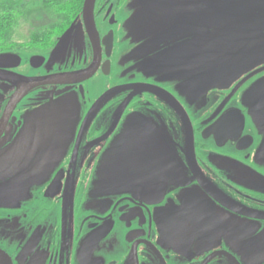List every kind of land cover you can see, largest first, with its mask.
<instances>
[{
	"label": "flooded vegetation",
	"instance_id": "af4514ba",
	"mask_svg": "<svg viewBox=\"0 0 264 264\" xmlns=\"http://www.w3.org/2000/svg\"><path fill=\"white\" fill-rule=\"evenodd\" d=\"M32 1L33 31L0 46L15 56L0 61V264H264V133L246 100L264 61L205 93L172 78L204 4L235 0H165L163 22L140 23L138 0H96L94 28L84 0ZM63 98L65 116H38ZM130 119L114 182L106 155Z\"/></svg>",
	"mask_w": 264,
	"mask_h": 264
},
{
	"label": "water",
	"instance_id": "95a60500",
	"mask_svg": "<svg viewBox=\"0 0 264 264\" xmlns=\"http://www.w3.org/2000/svg\"><path fill=\"white\" fill-rule=\"evenodd\" d=\"M95 1L84 0L83 3L82 16L87 28H94L93 11ZM225 3L228 5L227 2ZM228 3L229 5L232 4L231 1ZM137 4L140 9L136 11L131 22H148L151 20L152 14L155 16L158 14L160 22L164 21L162 10L165 0H138ZM211 4V2H208L203 6L202 26L198 25V27L191 29L193 33L198 32L201 37L198 38L197 43H195V40L186 42V59L184 65L180 66H186L187 73L172 76V78H187L186 87L188 89L194 88L201 93H205L212 88H222L232 83L242 74L243 70L264 61V57L261 56L264 52V0H250V2L248 0H235L234 10H232V7L229 10L227 8L225 10L213 9ZM247 7H250L249 11L245 10ZM231 17L233 23L227 26ZM216 20H218L217 25H214ZM145 27V29H148L147 25ZM71 31L72 28L61 37L58 46L68 39ZM195 47L198 49V54L195 56V52H193L190 55V49H195ZM231 52L236 54L234 57L228 58ZM244 55L245 57H243ZM9 58L14 59L15 56L1 55L0 61ZM165 59L166 55H162L160 61ZM170 59H173V57L170 56ZM178 65L179 61L172 63L170 68L173 69ZM246 100L250 101L249 115L256 128L260 134L264 133V79L247 92ZM71 107L70 99L63 98L58 103L49 106L44 113L38 116L44 118L62 117ZM45 123L52 125L54 122L52 123L50 120ZM134 124L133 119L128 121L125 131L117 138L106 155L104 172L107 175H112L114 182L117 181L116 174L122 173L123 177L128 174L126 166L131 165V150H133V147L128 146V144H131L134 140V131L132 130ZM119 159L122 160V168H118ZM257 159L264 161V139L259 146ZM121 189L127 192L137 190V188L129 185L122 186ZM163 191L164 189L161 193ZM167 224L166 219H159V231L164 239L167 236L165 228L167 227L168 230Z\"/></svg>",
	"mask_w": 264,
	"mask_h": 264
},
{
	"label": "trees",
	"instance_id": "16d2710c",
	"mask_svg": "<svg viewBox=\"0 0 264 264\" xmlns=\"http://www.w3.org/2000/svg\"><path fill=\"white\" fill-rule=\"evenodd\" d=\"M22 4L24 3L0 2V46L4 44L5 38L14 36Z\"/></svg>",
	"mask_w": 264,
	"mask_h": 264
},
{
	"label": "rangeland",
	"instance_id": "374dc122",
	"mask_svg": "<svg viewBox=\"0 0 264 264\" xmlns=\"http://www.w3.org/2000/svg\"><path fill=\"white\" fill-rule=\"evenodd\" d=\"M0 2H15V3L20 4L22 2L24 3V0H13V1L12 0H0ZM31 3L32 4L28 3V6H30V5L34 6L36 4L32 0H31ZM33 9L34 8L32 7L31 10H33ZM16 21H17V24H16V27H15L14 37L15 36L24 37V36H27L29 34V32L33 31L31 29L29 30L30 26L28 25V23L25 20L24 12L21 11V14L18 15V18H17Z\"/></svg>",
	"mask_w": 264,
	"mask_h": 264
}]
</instances>
